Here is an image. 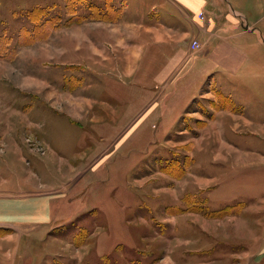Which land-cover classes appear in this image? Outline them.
Listing matches in <instances>:
<instances>
[{"label": "rangeland", "instance_id": "rangeland-1", "mask_svg": "<svg viewBox=\"0 0 264 264\" xmlns=\"http://www.w3.org/2000/svg\"><path fill=\"white\" fill-rule=\"evenodd\" d=\"M174 1L0 0V99L23 110L12 137L25 157L0 144V189L53 195L48 221L11 242L18 229L0 223V264H264V80L175 85L155 118L108 74L132 41L113 29L175 25ZM240 2L264 35V0ZM98 41L111 54L95 56ZM43 113L50 148L23 121Z\"/></svg>", "mask_w": 264, "mask_h": 264}, {"label": "crops", "instance_id": "crops-1", "mask_svg": "<svg viewBox=\"0 0 264 264\" xmlns=\"http://www.w3.org/2000/svg\"><path fill=\"white\" fill-rule=\"evenodd\" d=\"M249 1L245 0L244 5ZM164 5L169 8V5ZM172 10L177 12V14H173L177 15L175 25H165L161 20L162 22L158 21L154 25H149L150 29L147 24H140L133 31L130 29L122 31L118 27L119 25L117 26L119 29H113L115 36L119 32L124 34L127 32L130 37L132 36V41L128 42L126 47L122 46V41L120 42V51L124 57L112 65L115 69L109 70L108 74H120L123 76L121 78L138 86L140 92L145 95L141 100L144 105V113L154 115L155 118L165 117L171 111L162 105L163 101L161 100L166 91L174 89L175 85H178L189 89V92H194L195 89L204 85L211 75L214 76L213 80L216 78L222 81L219 84L224 85L227 81L229 87L233 86L234 90L228 89L229 92L237 93V91H241L240 88L243 91L251 89L250 92H254L252 87L264 80V63L262 61L264 35L257 24L243 11L240 0H176ZM200 11L203 12L204 18L199 16ZM107 23L109 24V22ZM195 39L199 40L201 49L191 54V43ZM97 44V48L94 45L93 49L95 56L97 54L99 57H103L106 52L111 54L112 50L106 51V48L110 49L109 46L102 45L101 41H98ZM235 59H237L236 62ZM256 62L261 65L259 68L254 66ZM189 63L195 65L190 66ZM108 67L110 68V66ZM148 92H154V95L148 98ZM3 99H0V123L7 124L4 129L9 132L1 131L0 144L5 147L3 149L5 155L17 154L22 162L25 161L24 150L19 144L20 142L18 143L12 137V131L15 127L13 123L19 120L16 113L23 112V110L15 106L9 107ZM44 101H47L46 98ZM231 102L234 103L233 100ZM27 110L29 115L34 112L32 107ZM43 114L42 121L35 120L29 115H25L23 121L28 123L31 132L32 129H36L37 125L39 126L38 129L41 131L38 130V132H43V143L48 147L44 126L46 127L45 123L49 118L45 116L47 113ZM179 114L180 109L172 114L174 120H177ZM12 139H14L13 142ZM6 163H9V160ZM5 184L9 183L6 181L3 184L0 183V188ZM6 188L8 189V186ZM36 188L43 189L38 186ZM7 189H0V223L12 225L18 231L7 235L8 238L1 237L0 240L4 241L7 238L8 242L9 240L11 242L13 237H16L15 234L20 232L19 228L22 226L36 228L48 221L45 219V222L41 219V214L45 217L50 216L47 215L48 210L43 208L44 202L40 201L53 195L42 193L45 190L35 195L33 194L34 189L25 191Z\"/></svg>", "mask_w": 264, "mask_h": 264}, {"label": "built area", "instance_id": "built-area-1", "mask_svg": "<svg viewBox=\"0 0 264 264\" xmlns=\"http://www.w3.org/2000/svg\"><path fill=\"white\" fill-rule=\"evenodd\" d=\"M200 16H201V18H204L203 12H200ZM191 47H192V49H197L198 47H200L199 40H196V39L193 40L191 43Z\"/></svg>", "mask_w": 264, "mask_h": 264}]
</instances>
